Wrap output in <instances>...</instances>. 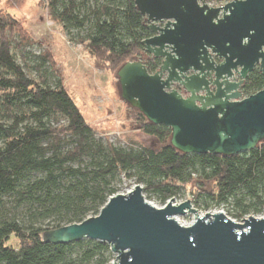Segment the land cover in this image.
Segmentation results:
<instances>
[{"label": "trees", "instance_id": "1", "mask_svg": "<svg viewBox=\"0 0 264 264\" xmlns=\"http://www.w3.org/2000/svg\"><path fill=\"white\" fill-rule=\"evenodd\" d=\"M227 1L234 0H219ZM46 2L57 16L62 0ZM74 10L71 4L59 18L81 27L85 19L79 21ZM95 14L92 30L81 43L97 67L117 74L144 54L142 41L150 37L146 20L134 0H112ZM32 45L21 22L0 11V109L11 121L8 126L0 123V198L13 196L36 221L52 219L56 225L25 228L16 221H0V264H109L113 254L106 244L83 240L51 245L42 242V234L97 216L117 194L113 183L121 175L135 178L137 185L143 184L146 192L163 202L195 183L196 204L202 198L216 207L231 203L239 211L238 219L264 208V141L250 152L230 157L182 154L170 146L169 128L149 123L131 108L139 131L164 146L157 152L145 147L105 149L59 82L54 88L45 80L35 82L16 63L12 51ZM40 59L56 75L52 56L44 53ZM142 63L149 74L159 67V61L150 58ZM263 88L264 77L255 69L241 92L249 97ZM55 117H62L66 126L50 125ZM30 120L33 124L26 123ZM208 185L211 189L206 191ZM12 235L18 240L17 250L6 246Z\"/></svg>", "mask_w": 264, "mask_h": 264}, {"label": "water", "instance_id": "2", "mask_svg": "<svg viewBox=\"0 0 264 264\" xmlns=\"http://www.w3.org/2000/svg\"><path fill=\"white\" fill-rule=\"evenodd\" d=\"M150 37L144 52L159 61L149 74L141 61L117 72L121 99L145 119L171 130L182 154L236 156L264 141V88H241L258 69L264 77V0H134ZM136 185L110 197L95 217L46 231L42 242L106 244L112 264H264V217L242 223L206 213L189 226L174 218L196 214L191 202L162 208Z\"/></svg>", "mask_w": 264, "mask_h": 264}, {"label": "rangeland", "instance_id": "3", "mask_svg": "<svg viewBox=\"0 0 264 264\" xmlns=\"http://www.w3.org/2000/svg\"><path fill=\"white\" fill-rule=\"evenodd\" d=\"M111 1L62 0V4L57 8V16H53L46 0H0V11L18 19L33 41V45L30 47L12 51L16 63L35 82L45 80L47 86L51 88H54L59 82L79 108L86 123L94 130L96 141H99L105 149L112 146L128 151L145 147L157 152L164 145L139 131L129 114L131 108L121 99L116 73L97 67L81 43L92 30L98 16L95 14L96 11L110 5ZM219 3V0H207L206 5L213 7ZM71 4L75 6L73 16H76L79 21L85 19L81 27L59 18V15ZM44 53H49L52 56L56 64V75L53 74L48 63L41 62L40 56ZM148 58L151 59L144 52L135 61L145 62ZM0 123L6 126L11 124L1 109ZM26 123L33 124L31 120ZM49 124L66 126L67 122L62 117H55L49 121ZM86 162H88L87 159L84 160V164ZM36 176L39 177V175H32L31 178ZM194 177L193 179H195ZM136 185L135 178L121 175L113 183V188L117 194H126ZM139 186L143 189L142 195L146 202L156 208H162L167 204L168 201L163 202L158 196L146 192L143 184ZM205 189L209 191L211 185L206 186ZM194 193L199 192L196 190L195 183H190L185 188H181L179 194L173 198L175 205L190 201L192 208L197 211L195 215L186 213L183 216H177V222L182 226L191 225L197 216H204L206 213L220 212L239 224L248 217H264L263 208L259 214L251 212L244 218L238 219L236 217L239 211L231 203L216 207L202 198L196 204ZM207 205L209 208H206ZM3 220L16 221L25 228L46 229L56 225L52 219L36 221L26 208L17 206V201L13 196L0 198V221ZM60 225L61 227L67 226ZM6 246L17 250V238L14 235L10 236ZM115 261L116 256L112 255L109 264Z\"/></svg>", "mask_w": 264, "mask_h": 264}, {"label": "built area", "instance_id": "4", "mask_svg": "<svg viewBox=\"0 0 264 264\" xmlns=\"http://www.w3.org/2000/svg\"><path fill=\"white\" fill-rule=\"evenodd\" d=\"M228 2H230V1H227V2H221V3H219V5H215V6H213V7H221V6H224L226 3H228Z\"/></svg>", "mask_w": 264, "mask_h": 264}, {"label": "bare ground", "instance_id": "5", "mask_svg": "<svg viewBox=\"0 0 264 264\" xmlns=\"http://www.w3.org/2000/svg\"><path fill=\"white\" fill-rule=\"evenodd\" d=\"M201 216H197V218L196 219H198V218H200ZM176 221H177V219H176V217L174 218Z\"/></svg>", "mask_w": 264, "mask_h": 264}]
</instances>
